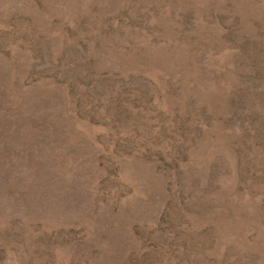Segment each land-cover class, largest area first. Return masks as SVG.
I'll return each instance as SVG.
<instances>
[{
    "label": "rangeland",
    "instance_id": "1",
    "mask_svg": "<svg viewBox=\"0 0 264 264\" xmlns=\"http://www.w3.org/2000/svg\"><path fill=\"white\" fill-rule=\"evenodd\" d=\"M0 264H264V0H0Z\"/></svg>",
    "mask_w": 264,
    "mask_h": 264
}]
</instances>
